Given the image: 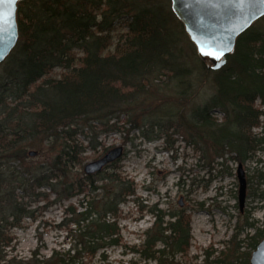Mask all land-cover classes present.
I'll return each mask as SVG.
<instances>
[{"label": "trees", "instance_id": "trees-1", "mask_svg": "<svg viewBox=\"0 0 264 264\" xmlns=\"http://www.w3.org/2000/svg\"><path fill=\"white\" fill-rule=\"evenodd\" d=\"M16 22V44L0 63V264H87L123 245L119 206L134 183L115 171H79L100 130H139L151 139L172 129L209 169L244 164L262 149L264 136L254 132L264 117L261 23L239 34L213 69L197 56L170 0H20ZM202 87L212 93L196 102ZM120 115L121 124L113 121ZM249 180L263 198L264 169ZM72 198L78 202L64 204ZM54 204L63 206L68 247L42 256L39 237L29 258L13 255V230ZM154 210L142 246L130 249L161 264L188 252L191 221L184 210ZM246 224L254 229L246 235L252 251L264 227ZM251 251L241 252L242 264Z\"/></svg>", "mask_w": 264, "mask_h": 264}, {"label": "rangeland", "instance_id": "rangeland-1", "mask_svg": "<svg viewBox=\"0 0 264 264\" xmlns=\"http://www.w3.org/2000/svg\"><path fill=\"white\" fill-rule=\"evenodd\" d=\"M252 25L264 26V16ZM177 27L176 34L179 31ZM59 71L56 69L52 75H57ZM211 93L212 90L202 87L194 96V101H204ZM260 108L263 109L264 105ZM221 115L219 111H215L217 119ZM124 118V115H120L119 118H113V121L119 120L121 124ZM254 132L264 136V117L261 118L260 126L254 128ZM86 141L88 138L84 144ZM96 141L99 143L97 146L88 148L83 153L79 171L83 173L85 163L101 157L108 149L121 145L122 156L102 171H115L130 179L135 185V193L119 206L121 212L118 225L123 245L106 249L103 251L104 257L101 252L97 253L87 264H159L154 260L142 259L139 253L130 249L142 246L145 231L154 220L152 211L156 212L154 209L158 208L164 214L184 210L190 215L191 221L188 252L177 254L171 259L163 258L161 264H242L244 258L241 252L251 251L246 235L254 232L246 221L264 227V197H257L258 191L254 194L257 185L255 181L249 180L256 168L264 169V144L254 159L242 164L247 185L245 204L240 211L237 163L228 160L222 166L214 165L213 169H209L201 160L200 152L188 145L179 132L169 129L162 132L161 136L144 139L139 130L129 133L123 129L100 130ZM35 156L30 158L41 160L40 156ZM261 188H264V184ZM77 202V198H72L64 204ZM62 209L63 206L58 204L51 205L42 210L35 221L26 220L23 227L15 228V250L12 254L19 258H29L40 244L39 237L43 242L40 249L42 256H48L53 249H66V229L60 223L64 216ZM168 219L165 215L164 220ZM158 247L160 245L155 248Z\"/></svg>", "mask_w": 264, "mask_h": 264}, {"label": "water", "instance_id": "water-1", "mask_svg": "<svg viewBox=\"0 0 264 264\" xmlns=\"http://www.w3.org/2000/svg\"><path fill=\"white\" fill-rule=\"evenodd\" d=\"M20 0H17V2ZM171 10L182 23L185 33L196 49L197 56L218 69L226 62V55L234 49L236 38L249 28L257 19L264 16V0H170ZM12 29L0 33V63L15 46L18 38L16 22ZM225 48L220 60L215 55ZM219 65V67H217ZM123 154L121 145L108 149L101 157L83 165L85 175L101 172L106 166L117 161ZM29 156H35V150L28 151ZM238 179V206L243 210L246 198V177L242 163L236 167ZM182 202L179 200V205ZM249 264H264V236L256 244L249 257Z\"/></svg>", "mask_w": 264, "mask_h": 264}, {"label": "snow or ice", "instance_id": "snow-or-ice-1", "mask_svg": "<svg viewBox=\"0 0 264 264\" xmlns=\"http://www.w3.org/2000/svg\"><path fill=\"white\" fill-rule=\"evenodd\" d=\"M17 0H0V33H5L12 29L15 24L14 12ZM230 48H225L218 55L214 53H207L208 55H215L217 60H220L225 51H230ZM219 67V65H217Z\"/></svg>", "mask_w": 264, "mask_h": 264}]
</instances>
